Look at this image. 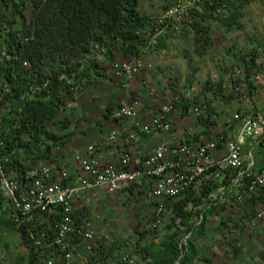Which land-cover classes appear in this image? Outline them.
<instances>
[{
    "label": "trees",
    "instance_id": "1",
    "mask_svg": "<svg viewBox=\"0 0 264 264\" xmlns=\"http://www.w3.org/2000/svg\"><path fill=\"white\" fill-rule=\"evenodd\" d=\"M253 1L206 0L193 4L187 13L188 21L172 26L185 24L182 29H189L192 35L193 56L203 58L213 48V28L226 34L242 30V12ZM139 3L140 0H0V166L3 177L16 184V197L29 187L27 172L39 161H50L54 149L65 144V137L52 129L57 125L65 129L69 124L67 101L72 98L73 88L89 83L95 57L105 55L108 63L116 60V53L135 59L152 40L155 48L164 42L157 34L165 27L160 28L154 18L143 15ZM169 5L170 1L162 10ZM255 44L254 50L242 52L240 59L232 55L250 95L252 73H260L264 80V62L260 59L264 38ZM222 81L216 85L217 92L224 89ZM205 98L192 97L182 105L184 109L199 107ZM209 119L205 115L197 122L208 128L213 126ZM225 136L224 133V140ZM259 147L264 160V146ZM235 175L231 169L219 180L206 174L178 198L165 200L163 216L170 214L166 233L158 244L146 243V234H139L134 246L139 262L198 264V241L206 237L207 219L218 216L234 202ZM253 200L263 204L264 191L249 202ZM253 211L243 212L234 223L228 216L222 218L218 226L221 233L228 236L235 232ZM17 213L12 198L0 193V236L7 229L16 234L27 249L28 264L55 258L50 250L34 248L30 236L44 232L47 239L52 238L57 216L36 212L21 219ZM55 255L59 257L54 262L62 263L59 253Z\"/></svg>",
    "mask_w": 264,
    "mask_h": 264
},
{
    "label": "built area",
    "instance_id": "2",
    "mask_svg": "<svg viewBox=\"0 0 264 264\" xmlns=\"http://www.w3.org/2000/svg\"><path fill=\"white\" fill-rule=\"evenodd\" d=\"M204 1L206 0H173L171 5L154 18L155 23L161 26L160 28L180 24L193 4ZM142 67V60L135 58L113 62L110 71L115 80L128 82L140 73ZM225 81L233 86V92L239 91L231 82V77L227 76ZM77 89L73 88L72 91L75 92ZM172 109V104L169 101L165 102L146 128L162 133L170 132L171 125L167 117ZM205 112L203 106L192 107L189 110L196 121L201 116L205 117ZM136 118L135 102L122 101L112 113L113 120L134 121ZM227 126L230 129L236 126V132L228 138L225 136V140L224 133L219 131L211 132L207 141L198 146L160 145L136 165L132 164L128 153H122L117 167H102L94 157V146H89L80 160L81 178L78 182H69L70 176L66 171L60 172L57 180L55 172L50 167H35L27 172L29 187L20 193L19 197L15 196L16 184L3 177L0 166V187L5 196L12 198L19 218H29L36 212L46 216H57L52 238L47 239L49 236H45L44 232L38 233L37 236L32 234L31 243L37 250H50L53 256L58 252L62 258L60 264H74L80 261L84 254H91L95 245L91 232L78 227L73 218V202L88 191L104 189L108 194H114L122 185L134 184L138 180L150 182L152 183L150 196L155 201L153 210L155 224L161 221L165 200L178 198L206 174L219 180L226 170L235 171L232 184L234 203L237 205L245 200H252L264 191V165L256 172L248 171L243 166L245 157L242 152L245 144L250 150L255 146H264V116L260 113L243 114L236 111L230 115ZM134 127L138 129L139 126ZM135 135L136 132L133 130L126 139L132 141ZM114 136L112 134L111 139ZM219 144H224V151L222 155L217 156ZM250 158H253L252 155ZM211 170L214 173H211ZM222 189L220 188L219 192H222ZM263 223L264 203L253 212L247 224L254 229ZM234 235V231L228 233V236ZM45 264L56 263L50 258Z\"/></svg>",
    "mask_w": 264,
    "mask_h": 264
},
{
    "label": "crops",
    "instance_id": "3",
    "mask_svg": "<svg viewBox=\"0 0 264 264\" xmlns=\"http://www.w3.org/2000/svg\"><path fill=\"white\" fill-rule=\"evenodd\" d=\"M169 1L171 3L173 2L172 0ZM163 4L166 6L168 3L164 2ZM157 6H154V4L151 5L147 0H140L139 10L143 15L155 18L163 11L159 10L160 8ZM156 10L157 12H155ZM180 27L183 26L171 25L170 27L163 28L158 32L157 37L162 38L164 42L162 44L158 43L157 48H155L153 47L154 40H152L149 46L140 51L139 58L143 61V67L140 73L128 82L115 80L110 71L112 63L106 62L105 55H97L94 60L95 68H92L93 70L89 74L90 80L87 83L88 85L86 88L82 86L83 92L76 94L80 90L78 88L73 92L72 98L67 101L65 113L67 114L69 124H66L65 129L58 125L52 129L57 135L65 137V144L62 147L54 149L50 161H39L38 164H50L49 167L55 172V178L57 180L59 179L60 172L66 171L70 176L69 182L76 183L81 178L80 160L86 154L89 146H94V157L99 165L102 167H117L119 157L122 153H128L131 157L132 164L136 165L151 155L160 145L188 144L198 146L207 141L210 133L214 130H220L222 133H225L226 138L230 137L232 133H235L236 126L230 129L227 126L228 120L226 123H223L225 126L219 124L220 115L224 109L222 107V101L217 96L218 93L212 96L213 102H206L207 98L211 99L209 94H201V97L206 98L205 100H200L201 105L199 107L203 106L206 109V117H209L210 122L213 124V126L208 128L202 127L191 116L189 113L190 109H184L182 105V103L185 104L192 97H195L190 96L191 90L184 96L186 98L178 97L176 103L172 104V112L167 117L171 125L170 132L162 133L146 128L149 126L150 120L157 114L160 106L164 104H160L159 96L165 97L167 94L169 96V92H172L174 88L178 89V87H184L187 84L197 83L199 87H203L206 90L213 85L208 79L202 77L201 79H204V83L201 81L198 82L199 72L196 68L192 70L190 68L188 73L185 72V65L187 66V63L191 62L189 53L192 52V49L191 46H186V39L182 33L189 37L192 35L189 29L182 31L179 29ZM180 43L182 44L181 49H174ZM188 43L190 44V42ZM206 57L195 58L202 60ZM128 58L123 57L120 53H116L115 61L122 59L128 60ZM211 77L225 80L221 73L215 74L211 72ZM82 85H86V83ZM203 88H200V90H205ZM163 99L165 102L167 97ZM122 101L136 103V120L112 119L113 111ZM169 102L171 103L170 100ZM256 109H252L251 107V112L255 113L254 110ZM263 109L264 107L258 110L257 113L264 116ZM134 125H138V129ZM133 130L136 132L135 139L129 141L126 138ZM112 134L115 135L113 139H111ZM223 151L224 144L219 145L217 156L222 155ZM262 151L259 146H255L250 150L247 144H245L242 147L243 157H245L244 168L253 172L261 169L264 165V160L261 155ZM251 155L253 157L252 159L250 158ZM130 186H134L138 191L145 189L151 193L152 190V183L138 180L134 184L122 185L115 194ZM150 193L148 197H150L153 204L155 201L149 196ZM106 195L111 194H108L104 189L92 190L82 194L73 202L74 221L78 227L91 230L93 224L85 220L83 210L88 209V206L91 207L93 204H101ZM238 227V229H242L243 220L242 224H239ZM251 232L264 238V223L260 224L255 231ZM11 235L18 241L17 243L20 249H23L22 252H19L18 262H21L23 259L22 262L27 264V249L21 245L19 237L12 233L10 229L1 232L0 264H11V254L15 253L14 247H11ZM55 258L52 257V259ZM78 263L83 264V260Z\"/></svg>",
    "mask_w": 264,
    "mask_h": 264
},
{
    "label": "rangeland",
    "instance_id": "4",
    "mask_svg": "<svg viewBox=\"0 0 264 264\" xmlns=\"http://www.w3.org/2000/svg\"><path fill=\"white\" fill-rule=\"evenodd\" d=\"M147 1L151 5L154 4V6L158 4L157 7L160 8L159 10H162L165 6L163 3H168L169 0ZM242 13L243 15L240 19L243 26L242 30H233L229 34H226L220 28H213L214 31L211 38L214 45L206 58L200 60L195 58L192 52L189 53L191 62H188L187 66L185 65V72L188 73L190 68L191 70L196 68L199 72L198 82L201 81L204 83V79H201L202 77L208 79L213 84L207 89V92H204L202 89L200 90L203 87H199L197 83L187 84L184 87H178V89L174 88L172 92H169V96L168 94L165 97L159 96L160 104L169 100L171 104H174L178 97L186 98L184 96L190 90L193 91H190V96L197 97L201 94H209L211 99L207 98L206 102H213V92L215 94L218 93L217 96L222 101V107L224 109L219 119L221 126H225L223 123H226L230 115L236 111L243 114H251V107L252 109L257 108L254 110L255 113L264 107V80L261 74L252 73L251 79L253 86L250 89V95L248 84L244 81L242 70L233 60L234 57L232 56L235 55L240 59L242 52H251L256 47L255 42L264 38V0H254L244 8ZM188 19L189 15L183 19V22L186 23ZM184 25L183 27H185ZM179 29L183 31L182 27ZM182 35L185 36L186 46H191L192 49V36H186L184 33ZM180 42L183 43L182 41ZM181 43L176 45L174 49H181ZM260 59L264 62V54ZM118 61H124V59ZM211 72L215 74L221 73L223 78L227 76L231 77V82H233L234 87L239 88V91L230 95L233 86L222 79V82L225 84L224 89L217 92L215 83L220 82V78H212ZM87 85H80L78 87L80 90L76 94L82 93L83 87L85 86L86 88ZM231 96L233 97L231 98ZM166 97L167 99L164 102L163 98ZM242 104L245 105L242 106ZM219 131L214 130L213 132ZM41 166L49 167L50 164L45 163L39 165L37 163L35 165V167ZM0 193L5 197V192L1 187ZM118 193L106 195L101 204H93L91 207L88 206V209L83 210L85 220L93 224L89 231L95 242L91 254L82 256L83 264H86V262L88 264H141L134 248L136 241L139 239V234H146L144 239L146 243L158 244L166 233V225L168 224L170 214L165 213L160 223L155 224L154 219L152 220L153 204L150 197H148L150 192L145 189L138 191L134 186H130ZM249 200H245L239 205L232 202L218 216H211L207 219L206 237L198 241L201 258L198 264H264V238L251 232L255 231L258 226L251 229L247 224L250 219L249 217L247 219L243 218V227L241 230L237 228L234 236H224L218 227L221 219L226 218V216L230 217L234 223L242 216L243 212L250 214L251 209L255 212L261 207V204L255 202V200L253 202H249ZM17 242L11 235V247L15 249V253L11 254V264L19 263L18 255L23 250L22 248L20 249ZM5 261L7 262V260ZM20 263L24 264V262ZM45 263L46 261L44 262L43 260L41 264Z\"/></svg>",
    "mask_w": 264,
    "mask_h": 264
}]
</instances>
